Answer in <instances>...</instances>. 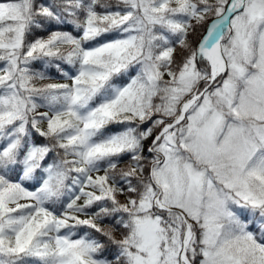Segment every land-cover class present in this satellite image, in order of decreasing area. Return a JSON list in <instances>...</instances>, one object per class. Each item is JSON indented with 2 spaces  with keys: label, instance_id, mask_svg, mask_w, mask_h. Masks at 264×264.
I'll list each match as a JSON object with an SVG mask.
<instances>
[{
  "label": "snow or ice",
  "instance_id": "6c2138e0",
  "mask_svg": "<svg viewBox=\"0 0 264 264\" xmlns=\"http://www.w3.org/2000/svg\"><path fill=\"white\" fill-rule=\"evenodd\" d=\"M0 264H264V0H0Z\"/></svg>",
  "mask_w": 264,
  "mask_h": 264
}]
</instances>
